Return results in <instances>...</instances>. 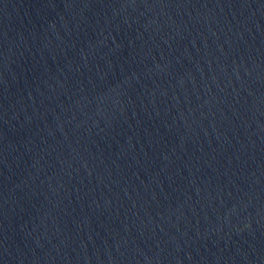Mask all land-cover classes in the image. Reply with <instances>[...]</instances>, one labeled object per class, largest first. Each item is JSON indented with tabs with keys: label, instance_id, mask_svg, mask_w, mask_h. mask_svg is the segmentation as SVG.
<instances>
[{
	"label": "water",
	"instance_id": "obj_1",
	"mask_svg": "<svg viewBox=\"0 0 264 264\" xmlns=\"http://www.w3.org/2000/svg\"><path fill=\"white\" fill-rule=\"evenodd\" d=\"M0 264H264V0H0Z\"/></svg>",
	"mask_w": 264,
	"mask_h": 264
}]
</instances>
